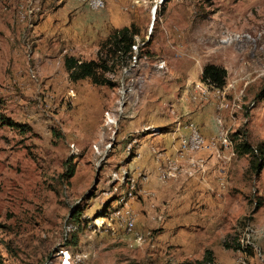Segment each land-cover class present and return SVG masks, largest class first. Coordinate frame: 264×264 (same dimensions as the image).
I'll return each instance as SVG.
<instances>
[{
	"label": "rangeland",
	"instance_id": "rangeland-1",
	"mask_svg": "<svg viewBox=\"0 0 264 264\" xmlns=\"http://www.w3.org/2000/svg\"><path fill=\"white\" fill-rule=\"evenodd\" d=\"M126 1L141 8L130 53L114 58L110 84L95 85L70 80L64 58L97 59L113 30L75 43L53 38L49 24L32 42L39 14L19 19L29 5L0 0V257L188 264L210 250L212 264H264V167L255 173L240 151L264 144V0ZM44 6L41 23L57 10ZM207 65L225 70L219 109L214 81L201 77ZM193 131L208 147L180 157ZM151 170L165 190L132 199L134 225L123 229L116 213L131 178Z\"/></svg>",
	"mask_w": 264,
	"mask_h": 264
},
{
	"label": "crops",
	"instance_id": "crops-1",
	"mask_svg": "<svg viewBox=\"0 0 264 264\" xmlns=\"http://www.w3.org/2000/svg\"><path fill=\"white\" fill-rule=\"evenodd\" d=\"M36 3L40 9L38 11L39 16L37 15V19L33 22V27L37 26L38 29L36 28V31L32 32L33 34L31 33V36L34 35L33 37L36 38L32 40V42L36 43L49 36L43 33L49 24L51 28H55V32L50 30V32L55 35L53 38L59 41L84 43V41L88 42L101 39L107 36L113 29L129 26L135 21L134 12L141 11V8L128 11L129 8L133 7V4H128L126 0H107L106 6L101 10H92L79 0H36ZM46 3L47 5L49 4L50 8L57 6V10L46 15L47 17L41 23L40 19L43 13H45L44 11L48 10V7L45 8V10L42 8V6L45 7L44 5ZM125 5L127 7L126 11L122 9ZM42 24L43 29L41 31L39 27L42 26ZM196 120L201 124L197 118ZM209 126L210 125H202L200 129L203 133L207 134L208 132L206 130H208ZM142 149L143 148H140L139 152H141ZM148 150L150 151L149 148ZM134 163L136 169L140 170V168L144 167L141 161L139 163L134 161ZM150 174V178L149 175H146L147 178L145 180L139 181L138 186L140 190L137 192L136 197H142L144 199L149 198L150 200V197L154 198V196H156L158 189L164 192L165 187L159 181L157 173L151 170ZM148 193H153V196L147 195Z\"/></svg>",
	"mask_w": 264,
	"mask_h": 264
},
{
	"label": "trees",
	"instance_id": "trees-1",
	"mask_svg": "<svg viewBox=\"0 0 264 264\" xmlns=\"http://www.w3.org/2000/svg\"><path fill=\"white\" fill-rule=\"evenodd\" d=\"M135 35V28L133 25L124 26L121 28L113 29V31L100 43L97 51V59L95 60H79L72 56L64 58V67L69 74V78L72 81L89 79L91 83L95 85H108L110 80L104 75L106 72L112 71L114 67L115 57H125L130 53V46L133 43V37ZM109 45L105 58L101 55V49ZM112 59L111 66L108 65V61ZM225 70L218 68L214 65H207L202 71V80L210 81V79L216 87H219L224 83ZM222 88V86H221ZM242 152H249L252 155L250 168L255 173H260L264 167V144L258 143L253 148L244 143ZM236 149V148H235ZM67 177H72L74 174V168H68ZM262 201L257 202V207H260ZM212 252L210 250L205 251V255L202 259L194 261V263L188 262V264H212ZM0 264H4L3 259L0 257Z\"/></svg>",
	"mask_w": 264,
	"mask_h": 264
},
{
	"label": "built area",
	"instance_id": "built-area-1",
	"mask_svg": "<svg viewBox=\"0 0 264 264\" xmlns=\"http://www.w3.org/2000/svg\"><path fill=\"white\" fill-rule=\"evenodd\" d=\"M83 3H85L90 9L92 10H101L106 6V2L107 0H79ZM129 2H131V0H129ZM20 5H29V12L28 13H21V15H19V19L23 18V17H37L38 15V11H39V6L36 3V0H21ZM122 9L124 11H126V5L122 7ZM21 12V11H20ZM217 88V95H213L214 97L217 98V108L219 109V94H220V88ZM198 91H200V95H202L203 98H206L209 93L206 92V85L203 84L202 82L198 83ZM218 119V124H219V117ZM221 138V137H220ZM221 142L223 144V138L221 139ZM224 146V144H223ZM205 147H208L206 145V142L203 141L202 138H199L198 136H196V134L193 132V134H185V136H181V146H179L178 148V153L179 156L182 157V152L184 150H191V149H204ZM140 175L139 177L146 179L147 176L145 174H138ZM138 178V177H137ZM134 176H132V190L130 193V200L126 201L125 204V209L122 212H117L116 214L118 215V217L120 218V224L121 227L124 228H132V226L134 225V220H132V212L131 211V201L132 199L137 198L134 194V186H138L140 179H137Z\"/></svg>",
	"mask_w": 264,
	"mask_h": 264
},
{
	"label": "bare ground",
	"instance_id": "bare-ground-1",
	"mask_svg": "<svg viewBox=\"0 0 264 264\" xmlns=\"http://www.w3.org/2000/svg\"><path fill=\"white\" fill-rule=\"evenodd\" d=\"M164 1L165 0H160V1H158L157 3L158 4H164ZM157 4V5H158ZM156 11H157V6H155L152 10H150V13H151V21H153V24H152V27L151 28H153L154 27V22H155V13H156ZM25 17H23V18H21V19H24ZM189 127H193V125L192 124H190L189 125ZM194 129V128H193ZM194 132V131H193ZM195 134H196V136H198V134L196 133V132H194ZM199 137V136H198Z\"/></svg>",
	"mask_w": 264,
	"mask_h": 264
}]
</instances>
